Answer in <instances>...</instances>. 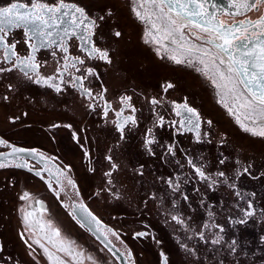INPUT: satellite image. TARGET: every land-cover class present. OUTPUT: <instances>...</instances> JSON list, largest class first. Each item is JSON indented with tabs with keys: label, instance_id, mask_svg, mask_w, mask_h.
Returning <instances> with one entry per match:
<instances>
[{
	"label": "flooded vegetation",
	"instance_id": "obj_1",
	"mask_svg": "<svg viewBox=\"0 0 264 264\" xmlns=\"http://www.w3.org/2000/svg\"><path fill=\"white\" fill-rule=\"evenodd\" d=\"M66 2L89 4L93 14L104 4L113 10L112 18L102 25L103 38L98 41L108 49L112 62L86 59L85 64L95 66L99 74V79L84 81L85 86L94 96L105 90L104 98H89L79 87L61 83L57 69L63 64L62 53L57 51L53 57L51 49L36 53L42 65L39 72L44 77L55 76L63 89L60 93L28 80L19 66L0 74V139L10 146L36 149L54 158L48 162L53 172L57 167L66 171L57 184L55 177L43 171L45 164L38 163V157L26 154L32 171L0 169V264H49L43 250L35 244L30 249L25 239L28 243L41 239L56 255L69 260L47 245L45 236L50 232H41L35 220L58 228L73 254H84V264H92L88 256L96 264H125V257L117 260L108 251L103 236L97 238L94 225L81 227L79 216L73 218L72 206L80 203L118 233L119 238L107 233L113 252L120 255L130 250L135 264H163L162 251L168 264H264V137L244 131L236 123L234 108L228 110L232 102L227 97L219 102V89L207 76L192 64H176L167 58L171 55L168 50L152 42L146 32L147 21H141L133 11L137 0ZM258 15L253 10L247 17L256 19ZM220 19L229 23L233 17L223 15ZM114 27L122 33L119 39L112 37ZM16 38L21 40L18 50L26 56L22 32L17 31ZM78 46L75 38L69 41L70 53L85 57ZM3 57L0 49V66L10 67L12 62L2 63ZM85 66L77 65L81 69ZM29 75L35 79L33 73ZM72 75L80 72L69 68L63 79L70 81ZM166 82L175 87L165 93L161 86ZM125 96L131 97L135 113L123 104L121 98ZM152 98L162 99V103L151 105ZM173 101L187 102L199 114V141L195 132L178 131V125L171 124L181 119L175 115ZM106 103L111 105L107 116ZM121 110L122 116L117 117ZM129 115H134L137 123L127 124L121 134L117 123ZM160 115L165 120L163 126L158 123ZM147 139L153 143L146 145ZM10 151L11 147L0 145V152ZM188 160L202 167L210 178L201 180ZM37 170L43 179L35 174ZM220 171L225 177L217 174ZM69 178L75 187L67 183ZM25 192L31 199H20ZM37 201L42 202L43 215ZM248 210L254 215L246 216ZM25 212H35L29 218L30 231ZM137 232L149 235L135 237ZM215 239L220 243L212 244ZM233 240L237 241L235 251L230 247ZM69 264L73 262L69 260Z\"/></svg>",
	"mask_w": 264,
	"mask_h": 264
},
{
	"label": "snow or ice",
	"instance_id": "obj_2",
	"mask_svg": "<svg viewBox=\"0 0 264 264\" xmlns=\"http://www.w3.org/2000/svg\"><path fill=\"white\" fill-rule=\"evenodd\" d=\"M211 7L212 11H209ZM141 9L143 11H141ZM264 0H222L221 3L215 0H137V8L133 11L141 21H147L150 25L152 42L161 44V41L169 39L172 44L177 45L181 50V55L172 54L167 58L174 61L176 64H193L199 63L203 66L201 69L204 74L211 80L215 88L221 90L222 101L225 97L231 99L233 106L237 109L244 110V119L249 121L252 126L241 123L244 131L251 133L254 136L264 137ZM255 10L259 15L255 20H237L235 17L242 15L244 12ZM232 16L233 19L229 23H225L220 16ZM113 16V10L107 4L98 8L96 14H93L92 6L78 2H66V0H0V49H3L4 57L2 63L12 62L10 67L0 66V74L11 73L16 67H20L24 71V75L28 80L36 84H43L49 88H53L57 93L63 91L60 83H56L55 76H41L39 69L41 61L37 60L36 53L42 49H51V55L55 57L57 51L62 53V61L60 68L57 69L61 83L71 84L74 87H79L82 94L92 99H103V91L96 93L95 96L91 88L86 87L84 81L89 77L99 79V74L96 72L95 66H85L86 59L101 60L106 63H111L110 53L107 48L99 45L103 36L102 25H104ZM193 29H198L199 33L192 32ZM22 32L24 37L23 44L25 48L22 51H27L26 56L21 55V50H18V45L21 40L16 38V32ZM192 37L196 42L185 41V36ZM122 36L121 31L112 30V37L119 39ZM75 38L79 41V51L86 53L85 57L80 55H72L69 49V41ZM183 41V43H181ZM148 42V41H146ZM167 51V47H165ZM159 52V48L157 49ZM176 53L177 49H172ZM15 57L13 61L12 58ZM193 57L195 59H193ZM46 63V61L44 62ZM59 63V62H58ZM77 65L85 66L83 69ZM63 69L61 71L60 69ZM69 68L80 72V75H72L70 81L63 79V74L67 73ZM209 71L212 75H208ZM35 75L33 79L32 75ZM11 87V86H10ZM163 92H168L175 85L171 82H166L162 86ZM4 101L8 100V96H3ZM123 104L135 113L136 109L130 103L131 97H122ZM149 103L151 105H160L162 99L152 98ZM174 105L175 115L181 117L179 121H171L173 126L178 125V131L183 129L189 132H195L196 139H201V121L196 110L190 107L187 102L176 103ZM225 106H228L225 102ZM110 104L106 103L104 115L107 116ZM229 112L233 111V107H228ZM117 117L122 116V110L116 113ZM237 121H240V116L237 115ZM135 125L137 123L134 115L124 117L122 121L117 123V129L123 134L127 124ZM159 125L165 123L164 117L159 116ZM209 124L211 122H208ZM151 133V129H148ZM207 135V133H204ZM153 143L152 139L146 140V145ZM0 145L11 147V151L7 153L0 152V169L8 167L27 168L33 170V166L24 158V154L33 159H37L38 163L43 162L45 167L43 171H47L50 177H55L57 184H60V177L66 175L65 169L57 167L55 172L48 167L50 159L39 153L36 149H26L22 147L10 146L6 140L0 139ZM172 152V148L168 149ZM111 159V157H109ZM19 161V162H17ZM188 163L193 166L195 173L201 180L207 181L210 177L206 175L202 167L196 166L192 160ZM221 164L224 160L220 161ZM116 166L113 165V168ZM248 172V168L244 169ZM41 176V170L35 173ZM220 177H225V172L217 173ZM106 175H111L107 173ZM226 182V178H225ZM67 183L75 187L74 182L69 178ZM171 183V181L169 182ZM52 187L51 179L49 180V188ZM178 186L174 187L177 190ZM63 191V188L60 189ZM240 195L239 192L236 193ZM21 200L31 199L30 194L25 192L20 197ZM187 199V196H185ZM41 205L39 211L43 215L42 202L37 201ZM73 218L77 219L81 227L94 225L95 231L103 236L107 243L105 247L117 260L125 257V264H135L132 252L128 250L125 253L117 255L113 252L112 247H109L111 241L108 240L107 233L119 238L111 228H107L102 222L88 210L86 205L80 203L73 206ZM252 205L249 204V209ZM246 216L254 215L253 211H246ZM211 215V213H209ZM35 212H25L24 221L28 230H31L29 218L34 217ZM177 223L183 224V220L177 216L172 217ZM244 223V220L239 221ZM41 232H50L45 236L47 245H51L56 249V252L63 253L68 257L73 264H84V254L76 252L73 254L71 245L66 244L61 238V233L58 228H55L50 222L42 223L40 220H35ZM207 227V225H205ZM90 230H92L90 228ZM223 231V229H221ZM23 237V234H21ZM149 235L147 232H137L135 237H145ZM134 237V238H135ZM200 238L204 239L203 233H200ZM25 243L31 249L32 244L38 245L46 255L49 264H69V260L56 255L46 243H42L41 239H35L32 243ZM159 243V241H157ZM212 244H219L220 239L211 241ZM237 244L233 240L230 247L235 251L234 245ZM114 247V246H113ZM186 251V245H182ZM35 251V249H33ZM118 251V250H117ZM163 264H168V257L161 252ZM87 259L96 264L92 256Z\"/></svg>",
	"mask_w": 264,
	"mask_h": 264
},
{
	"label": "bare ground",
	"instance_id": "obj_3",
	"mask_svg": "<svg viewBox=\"0 0 264 264\" xmlns=\"http://www.w3.org/2000/svg\"><path fill=\"white\" fill-rule=\"evenodd\" d=\"M134 1H135V0H134ZM135 5H136V4H135ZM135 8H137V6H136ZM142 11H143V10H142ZM147 24H148V27H147V29H146V32H150V31H151L150 25H149L148 22H147ZM147 24H146V25H147ZM193 30L198 31V29H193ZM198 32H199V31H198ZM185 41L199 43L198 41H194V39H193L192 37H189L188 35L185 36ZM181 43H183V41H181ZM160 45L163 46L164 48L167 47V49H168V51L171 53V55H172V54H177L178 56L181 55V50H179V49L177 48V45L172 44L171 41H170L169 39H165V40L161 41V44H160ZM172 49H177L176 53H173ZM168 51H167V52H168ZM169 56H170V55H169ZM193 59H195V58L193 57ZM197 63H198V62H197ZM200 66H201V68H203L202 65H200ZM198 67H199V66H198ZM208 75H212V72L209 71ZM145 85H147L146 82H145ZM219 95L222 96L220 89H219ZM221 100H222V98H221ZM229 101H231V99H229ZM231 102H232V101H231ZM231 106H233V103H231L230 107H231ZM233 108H234V110H235V111H234V114L240 116V121H239L240 124H241V123H245V124H248L249 126H252V125L250 124L249 121H247V120L244 119V115H245V111H244V110L237 109V108L234 107V106H233Z\"/></svg>",
	"mask_w": 264,
	"mask_h": 264
},
{
	"label": "water",
	"instance_id": "obj_4",
	"mask_svg": "<svg viewBox=\"0 0 264 264\" xmlns=\"http://www.w3.org/2000/svg\"><path fill=\"white\" fill-rule=\"evenodd\" d=\"M215 2H217V3H221L222 0H215ZM209 11H212L211 7H209ZM250 12H251V11H250ZM250 12H244L242 15L237 16V17H238V18L245 17L244 20L251 19L250 17H247V15H248ZM226 16H227V15H226ZM230 17H232V16H230ZM237 17H235V18H237ZM256 19H257V18H256ZM251 20H255V19H251ZM192 32L197 33V34H200V35H203V34L199 33V32L196 31V30H192Z\"/></svg>",
	"mask_w": 264,
	"mask_h": 264
},
{
	"label": "rangeland",
	"instance_id": "obj_5",
	"mask_svg": "<svg viewBox=\"0 0 264 264\" xmlns=\"http://www.w3.org/2000/svg\"><path fill=\"white\" fill-rule=\"evenodd\" d=\"M191 65V64H190ZM201 74L205 75L204 72L201 70V66L199 63L192 64ZM199 66V67H198ZM206 76V75H205Z\"/></svg>",
	"mask_w": 264,
	"mask_h": 264
},
{
	"label": "built area",
	"instance_id": "obj_6",
	"mask_svg": "<svg viewBox=\"0 0 264 264\" xmlns=\"http://www.w3.org/2000/svg\"><path fill=\"white\" fill-rule=\"evenodd\" d=\"M218 99H219V102L221 103L222 101H221V98L220 97H218ZM231 114V113H230ZM232 115V114H231ZM233 116V118L235 119L236 117L234 116V115H232ZM236 123L238 124V122H237V118H236ZM239 125V124H238ZM240 127V126H239Z\"/></svg>",
	"mask_w": 264,
	"mask_h": 264
}]
</instances>
